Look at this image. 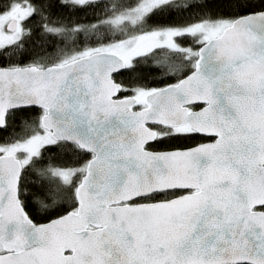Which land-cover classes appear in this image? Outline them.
I'll return each mask as SVG.
<instances>
[{
    "label": "snow or ice",
    "instance_id": "obj_1",
    "mask_svg": "<svg viewBox=\"0 0 264 264\" xmlns=\"http://www.w3.org/2000/svg\"><path fill=\"white\" fill-rule=\"evenodd\" d=\"M0 264H264V0H0Z\"/></svg>",
    "mask_w": 264,
    "mask_h": 264
},
{
    "label": "trees",
    "instance_id": "obj_2",
    "mask_svg": "<svg viewBox=\"0 0 264 264\" xmlns=\"http://www.w3.org/2000/svg\"><path fill=\"white\" fill-rule=\"evenodd\" d=\"M55 16H60L64 19V21L66 23H73V22H77V23H87L89 21L93 20V16L91 14L85 16L82 12L81 13H77V14H72L71 11H60L59 8H57L55 10ZM80 39H83V37L81 36ZM183 46L188 47V46H192L190 44V42L185 43ZM144 75L148 76V73H144ZM116 80L118 82H123V83H128L130 81V79H132V77H130L128 74H123V75H118L115 77ZM159 80V77H153V76H149L148 78V82L152 85V86H163L162 84H159L157 81ZM166 82H174V81H166ZM203 140L201 138H197L195 140L189 141L188 142V146H194L197 143H201ZM156 150H163V146L159 149ZM30 215H32V218L34 219L35 222L37 223H46L47 219L46 218H41V216L32 213L31 209H29Z\"/></svg>",
    "mask_w": 264,
    "mask_h": 264
},
{
    "label": "water",
    "instance_id": "obj_3",
    "mask_svg": "<svg viewBox=\"0 0 264 264\" xmlns=\"http://www.w3.org/2000/svg\"><path fill=\"white\" fill-rule=\"evenodd\" d=\"M115 75V77L116 76H118V75H120V74H114ZM200 138H203V139H206V140H210L211 138H208V137H200Z\"/></svg>",
    "mask_w": 264,
    "mask_h": 264
},
{
    "label": "flooded vegetation",
    "instance_id": "obj_4",
    "mask_svg": "<svg viewBox=\"0 0 264 264\" xmlns=\"http://www.w3.org/2000/svg\"><path fill=\"white\" fill-rule=\"evenodd\" d=\"M201 139L203 140L201 143H208V142H210V140H206V139H203V138H201Z\"/></svg>",
    "mask_w": 264,
    "mask_h": 264
}]
</instances>
